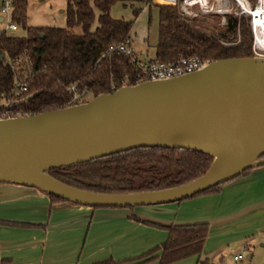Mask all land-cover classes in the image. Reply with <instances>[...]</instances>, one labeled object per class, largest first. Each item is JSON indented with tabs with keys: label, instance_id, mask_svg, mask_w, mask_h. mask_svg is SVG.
<instances>
[{
	"label": "water",
	"instance_id": "95a60500",
	"mask_svg": "<svg viewBox=\"0 0 264 264\" xmlns=\"http://www.w3.org/2000/svg\"><path fill=\"white\" fill-rule=\"evenodd\" d=\"M140 146L201 151L212 161L185 184L130 193L79 189L46 172ZM262 164L264 57L259 56L213 60L183 75L0 119V182L35 187L90 207L179 201Z\"/></svg>",
	"mask_w": 264,
	"mask_h": 264
},
{
	"label": "trees",
	"instance_id": "16d2710c",
	"mask_svg": "<svg viewBox=\"0 0 264 264\" xmlns=\"http://www.w3.org/2000/svg\"><path fill=\"white\" fill-rule=\"evenodd\" d=\"M116 1L66 0L65 26L59 27L26 26L27 1L13 0L11 19L16 24H22L25 34L8 35L0 31V54H3L0 59V102L9 96L15 76L27 83L20 108L28 114L72 105L68 103L71 97L68 87L71 84L86 89L87 97L81 102L123 85L135 84L136 64L123 53L107 51L112 43L127 41L130 44L132 21L110 14ZM151 1H146L148 6L154 5L158 10L157 41L154 55L147 61L168 62L191 55L209 61L252 56L249 13L229 14L224 26L218 28L209 25L205 16H183L173 5ZM253 1L250 0V3ZM76 26L80 27V32L74 30ZM236 32L239 36L237 42H221L220 38ZM17 58L19 60L15 62ZM211 161L212 156L201 151L140 146L51 168L46 172L79 189L130 193L185 184L203 174ZM225 182L190 197L217 192ZM45 193L53 201H65ZM143 222L161 227L156 223ZM163 227L167 230L165 241L137 257L136 261H146L152 258L155 251H160L157 256L159 264H169L194 255L198 257L196 264H209L207 257H201L207 223ZM93 264H112V261Z\"/></svg>",
	"mask_w": 264,
	"mask_h": 264
},
{
	"label": "crops",
	"instance_id": "0c3cea01",
	"mask_svg": "<svg viewBox=\"0 0 264 264\" xmlns=\"http://www.w3.org/2000/svg\"><path fill=\"white\" fill-rule=\"evenodd\" d=\"M193 223L208 224L201 257L209 264H264V164L217 192L131 209L53 201L38 188L0 182V264H159L160 251L135 259L165 241L163 226ZM197 258L169 264H196Z\"/></svg>",
	"mask_w": 264,
	"mask_h": 264
},
{
	"label": "rangeland",
	"instance_id": "374dc122",
	"mask_svg": "<svg viewBox=\"0 0 264 264\" xmlns=\"http://www.w3.org/2000/svg\"><path fill=\"white\" fill-rule=\"evenodd\" d=\"M26 26H65V14L64 9L66 7V0H26ZM147 0H117L110 9V14L112 17L122 18L125 20L132 21V28L130 32V44L135 55L137 57H143L147 54L149 59L154 54V44L156 42L157 33V22H158V10L157 7L152 5L148 6ZM181 1V0H179ZM237 1V2H236ZM209 0L210 9L208 11H202L197 5H192L188 7V12L180 13L183 16L189 17H200L205 16L206 21L209 25H215L218 28H222L227 20V15H240L243 11L241 6L243 2L239 0ZM250 9L258 8V3L260 0H254L250 3ZM151 2H156L152 0ZM246 3V1H244ZM158 3V2H157ZM264 6V0L263 4ZM246 10L248 4L244 7ZM181 12V11H180ZM247 13V12H246ZM251 16L249 18V23L252 33V48H256V52L264 54V49L257 48L255 45L260 46L257 42L255 36V44H253V27L251 23ZM253 20V19H252ZM17 28L15 30L6 29L5 33L8 35H24L25 28L22 24H16ZM95 23L93 24L94 27ZM3 23L0 24V30H2ZM76 32H80V27L76 26L74 28ZM264 31V29H262ZM264 33H261L263 35ZM221 42L224 44L235 43L239 40V36L236 33H231L225 38H220ZM262 47V46H260ZM155 205V204H151ZM137 206H149V205H136V206H126V207H115V208H134ZM93 208H103V207H93ZM108 208V207H105ZM219 257V256H218ZM217 257V259H218ZM242 259L245 260V253L242 255ZM230 263L231 256L227 259Z\"/></svg>",
	"mask_w": 264,
	"mask_h": 264
},
{
	"label": "built area",
	"instance_id": "2783aa9c",
	"mask_svg": "<svg viewBox=\"0 0 264 264\" xmlns=\"http://www.w3.org/2000/svg\"><path fill=\"white\" fill-rule=\"evenodd\" d=\"M236 1V0H235ZM248 4V8L251 7L249 2L245 0ZM156 2L161 4H170L176 7L179 13L188 12V7L192 5H197L200 10L208 11L210 9L209 0H156ZM237 2V1H236ZM241 9L250 14L251 23L253 22V13L246 10L242 5ZM13 8V0H0V14L3 23V29L0 31H5L6 29L15 30L17 28L16 23L11 19V11ZM181 11V12H180ZM262 18H264V12L262 13ZM253 29L254 26L252 25ZM253 44H255V30L253 31ZM257 48L264 49L255 45ZM107 51H115L118 53H123L130 57V61L135 63L137 66L136 73V83L146 80H162L168 79L175 76L183 75L186 73L193 72L202 68L206 65L209 60L200 59L195 55L182 56L176 60L163 62V61H142L139 60L130 44L127 41H121L117 43H112L108 45ZM252 56L264 57V54L256 52V48H252ZM19 58L15 59L16 62ZM27 90V83L24 79L15 76L11 91L9 96L0 102V119L12 118L18 116H25L28 113L20 108V103L23 100L22 94ZM71 93V97L68 103H80L81 100L87 97V91L85 88L79 89L75 84H71L68 87ZM241 254L235 255L233 258L238 259Z\"/></svg>",
	"mask_w": 264,
	"mask_h": 264
},
{
	"label": "bare ground",
	"instance_id": "6f19581e",
	"mask_svg": "<svg viewBox=\"0 0 264 264\" xmlns=\"http://www.w3.org/2000/svg\"><path fill=\"white\" fill-rule=\"evenodd\" d=\"M241 2H243V7H245L247 5V3H245V0H239ZM263 4V0H260V2L258 3V8L256 5V8H247L248 11L252 12L254 17H253V26H254V30H255V36L257 38V43L264 47V34L261 35V33H264V31H262V29H264V18H262V13L264 12V6Z\"/></svg>",
	"mask_w": 264,
	"mask_h": 264
}]
</instances>
